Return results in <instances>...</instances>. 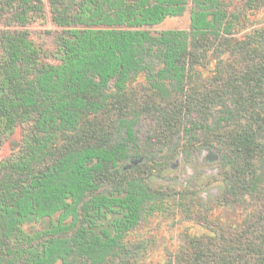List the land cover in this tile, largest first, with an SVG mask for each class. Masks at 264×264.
<instances>
[{"label":"trees","instance_id":"trees-1","mask_svg":"<svg viewBox=\"0 0 264 264\" xmlns=\"http://www.w3.org/2000/svg\"><path fill=\"white\" fill-rule=\"evenodd\" d=\"M50 6L52 51L30 28L43 0H0V151L23 132L0 161V264H133L157 214L178 228L164 264H264V0ZM144 115V148L114 140ZM204 150L220 194L158 182Z\"/></svg>","mask_w":264,"mask_h":264},{"label":"rangeland","instance_id":"rangeland-1","mask_svg":"<svg viewBox=\"0 0 264 264\" xmlns=\"http://www.w3.org/2000/svg\"><path fill=\"white\" fill-rule=\"evenodd\" d=\"M43 1L46 7L45 16L32 23L30 28L32 37L47 50L52 51L53 49L55 50L56 40L58 36L63 33V29L56 26L53 22L50 0ZM225 1L234 6L241 0ZM188 17L189 14H186L182 17L169 19L163 25L156 28L185 29L189 25ZM154 124L155 121L151 116H141L133 124L131 135H129L125 127H120L114 140L125 141L130 147L135 146L140 149L144 148L147 145L149 132ZM22 133V128H17L14 135L4 143L0 151V161L8 157L14 149L17 148ZM183 137V133L178 135L174 142L176 143ZM169 148H172V146ZM160 155H162V153L159 155L155 154L154 156ZM218 158V154L209 150L196 151L187 158L183 154L174 161L169 173L158 182L165 184H184L188 182L193 184L204 183L202 187L203 197L206 199L213 198L221 192V182L216 181L214 178L218 176ZM143 161V158L132 159L126 164L129 167H134ZM177 231L178 228L174 226L173 217H169L166 214L150 216L136 229V231L132 232V234H143L144 237H146L145 242H140L137 252L132 255L133 264H164L165 249L171 247L175 243ZM193 231L202 233L205 230L197 225L193 228Z\"/></svg>","mask_w":264,"mask_h":264},{"label":"water","instance_id":"water-1","mask_svg":"<svg viewBox=\"0 0 264 264\" xmlns=\"http://www.w3.org/2000/svg\"><path fill=\"white\" fill-rule=\"evenodd\" d=\"M217 170H218V168H217Z\"/></svg>","mask_w":264,"mask_h":264}]
</instances>
